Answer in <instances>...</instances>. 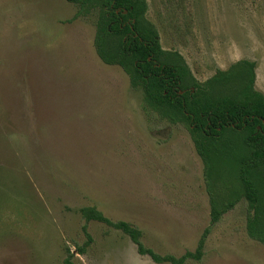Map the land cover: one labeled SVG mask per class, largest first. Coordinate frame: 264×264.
I'll list each match as a JSON object with an SVG mask.
<instances>
[{"label":"rangeland","instance_id":"obj_1","mask_svg":"<svg viewBox=\"0 0 264 264\" xmlns=\"http://www.w3.org/2000/svg\"><path fill=\"white\" fill-rule=\"evenodd\" d=\"M147 1L163 47L200 81L249 59L264 93V0ZM77 11L68 0H0V264H65L69 251L74 264H171L79 211L131 222L177 257L211 224L188 129L146 111L142 89L97 54L96 16ZM247 222L242 199L211 226L202 260L185 264H264Z\"/></svg>","mask_w":264,"mask_h":264},{"label":"trees","instance_id":"obj_2","mask_svg":"<svg viewBox=\"0 0 264 264\" xmlns=\"http://www.w3.org/2000/svg\"><path fill=\"white\" fill-rule=\"evenodd\" d=\"M68 1L78 6L75 18L96 16L97 54L105 64L120 66L133 88L142 89L146 111L186 126L204 162L211 205V224L196 250L180 257L158 253L144 243L138 226L114 221L94 206L81 208L82 216L122 231L141 255L157 263L185 264L202 260L211 226L245 199L248 234L264 243V93L256 88L257 63L242 59L200 81L179 50L163 47L147 16V0ZM222 183L230 188L227 196L220 195ZM87 228L86 244L92 241ZM71 256L69 251L65 264H74Z\"/></svg>","mask_w":264,"mask_h":264},{"label":"water","instance_id":"obj_3","mask_svg":"<svg viewBox=\"0 0 264 264\" xmlns=\"http://www.w3.org/2000/svg\"><path fill=\"white\" fill-rule=\"evenodd\" d=\"M125 12H127V11H125Z\"/></svg>","mask_w":264,"mask_h":264}]
</instances>
